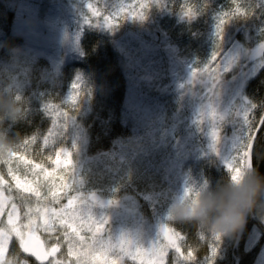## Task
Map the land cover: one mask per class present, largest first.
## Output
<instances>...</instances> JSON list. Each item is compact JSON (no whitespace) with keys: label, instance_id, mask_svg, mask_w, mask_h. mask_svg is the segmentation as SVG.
I'll use <instances>...</instances> for the list:
<instances>
[{"label":"rangeland","instance_id":"obj_1","mask_svg":"<svg viewBox=\"0 0 264 264\" xmlns=\"http://www.w3.org/2000/svg\"><path fill=\"white\" fill-rule=\"evenodd\" d=\"M185 1L139 0L145 5L142 10L132 7L134 0H17L9 7L14 14L10 31L26 43L14 57L17 66L45 60L56 76L62 66L82 59V35L91 23L99 32L107 31L125 56L124 122L129 138L111 152L73 166L72 190L84 200L94 219H107L105 237L123 235L145 248L158 239L162 224L171 227L176 219L171 209L177 202L210 189L201 170L218 163L228 173L226 162L240 150L241 143L249 144L254 102L245 87L264 70V43L251 50L243 44V40L250 42L264 32V0H243L246 6L253 4L249 8L240 4L221 19L215 13L189 9ZM218 1L207 0L204 6ZM121 9L139 14H125ZM105 17L112 22L106 24ZM203 26V33L193 34L187 41L176 39ZM201 52L205 53L202 59ZM241 60L248 68L231 75ZM51 74L47 76L51 78ZM66 127H53L51 144L61 142L60 147L71 153L76 146L81 155L82 143ZM214 129L219 137L215 145L211 137ZM7 159L0 157L6 173L4 176L0 171V176L12 183L9 165L4 163ZM142 173H147L148 185L141 192L130 180ZM17 174L22 179L25 176L22 163ZM102 177L112 191L99 187L96 178ZM28 178L32 179L30 174ZM115 181L121 185L118 190ZM92 196L96 203L89 200ZM226 237L220 234L219 243ZM260 237L253 228L243 242L246 252ZM174 256V252L169 253L170 260ZM254 264H264V243Z\"/></svg>","mask_w":264,"mask_h":264},{"label":"trees","instance_id":"obj_2","mask_svg":"<svg viewBox=\"0 0 264 264\" xmlns=\"http://www.w3.org/2000/svg\"><path fill=\"white\" fill-rule=\"evenodd\" d=\"M15 1L17 0H0V147L12 148L18 155L26 156L37 163L43 162L46 167H53L45 157L51 154L55 158L53 150L60 147L61 142L56 145L50 142L44 146L41 155L37 153L41 151L38 147L44 136L54 131L53 112L49 107L54 106L58 112L67 113L66 116L59 117L56 125L65 124L68 133L75 135L83 146L81 155L76 150L78 147L71 148L73 166H81L80 164L90 158L111 152L130 135L128 124L124 122L127 88L125 56L115 47L107 31L99 32L95 23H91L82 35V59L62 66L56 76L52 75V70L45 60L38 59L30 64L17 66L14 57L25 49L26 43L21 36L13 35L10 31L14 14L9 7ZM205 2L207 0L191 2L186 0L185 4L189 9L200 13L202 11L209 15L215 13L220 19L225 12L232 11L240 4L241 7L248 8L253 4L249 2L246 6L242 3L243 0H219L217 4L205 7ZM90 20L92 21V18ZM205 30L206 26H203L193 30L196 33H183L176 39L187 41L186 38L189 36L203 33ZM251 31V36L252 34L254 36L256 31L254 28ZM251 39L250 42L243 40L247 50L264 43V32L261 36L255 35ZM199 57L204 58L205 53H199ZM247 68L245 61L241 60L230 74L243 73ZM48 73H52L51 78L47 76ZM245 89L254 102L250 127V132L256 131L253 146L254 168L264 176V70L247 82ZM72 94L77 95L74 104L69 102ZM30 137L36 138V144L28 146L27 151L18 147L22 140ZM251 143L252 137L247 146ZM3 156L9 158L6 151ZM18 163L16 158L12 157L11 164L8 165L16 168ZM0 171L6 175L1 161ZM147 173L132 178L130 184L142 192L148 185L144 178ZM201 173L210 189L217 188L229 175L218 163H210L201 170ZM96 182L99 187L108 192L112 191L109 190L111 186L105 177L96 178ZM113 184L117 190L121 188L120 183L115 181ZM12 188L15 195L16 189L13 184ZM15 202L19 203V200ZM66 202L67 200L63 199L61 204ZM145 215L146 221L150 222L151 217L147 213ZM171 227L185 235L186 240L183 242L185 251L191 247L195 252L194 261H180L179 264H208V245L217 243L213 240L217 233L205 230L195 222L177 219L172 222ZM253 228L259 231L261 237L252 250L246 252L243 242ZM201 234L203 239L199 238ZM263 243L264 213L254 209L234 232L227 234L223 243L218 242L217 254L212 258V264H254ZM12 264H16L15 259L12 260ZM32 264L36 262L32 260Z\"/></svg>","mask_w":264,"mask_h":264},{"label":"snow or ice","instance_id":"obj_3","mask_svg":"<svg viewBox=\"0 0 264 264\" xmlns=\"http://www.w3.org/2000/svg\"><path fill=\"white\" fill-rule=\"evenodd\" d=\"M137 6L140 10L145 7L139 0H134L132 7ZM89 8L91 10V5ZM121 11L139 14L126 9ZM93 12L99 15L95 10ZM105 22L110 24L111 18L105 17ZM215 55L213 53V59ZM76 100L75 94L69 97L70 103L74 104ZM49 107L52 108L55 128L59 117L67 113L58 112L54 106ZM247 136L252 137L251 145L241 143L240 150L225 164L228 176L234 182L242 177L244 169L254 168L256 131L248 132ZM211 137L215 145L219 139L217 129L212 131ZM53 140L54 133L50 131L38 147L41 151L37 155H41L44 146ZM33 144H36V138L30 137L22 140L18 147L27 151L28 146ZM5 151L9 159L4 163L11 164L12 157L19 163L16 169L11 166L7 169L15 185V195L12 184L0 176V264H12L13 259L16 264H32V260L36 264H125L126 261H132V264H177V261L195 260L191 247L185 251V235L167 224L160 226L158 239L147 248L123 235L118 238L105 237L107 219H94L86 210L84 200L72 194L73 160L70 151L58 147L53 150L55 158L51 154L45 157L53 167L18 155L12 148L0 147V157ZM21 163L25 168L23 179L17 174ZM29 174L32 179L28 178ZM189 195V190H186L185 196ZM197 196L198 193H195L190 198L195 202ZM63 199L67 200L65 204H61ZM199 238L203 239V235ZM213 240L217 243L208 245V264H212V258L217 254L220 234H215ZM170 252L175 253L171 260Z\"/></svg>","mask_w":264,"mask_h":264},{"label":"clouds","instance_id":"obj_4","mask_svg":"<svg viewBox=\"0 0 264 264\" xmlns=\"http://www.w3.org/2000/svg\"><path fill=\"white\" fill-rule=\"evenodd\" d=\"M254 209L264 213V176L256 168L244 169L234 182L228 176L215 189L177 202L171 209L179 221L195 222L205 230L226 235L234 232Z\"/></svg>","mask_w":264,"mask_h":264},{"label":"water","instance_id":"obj_5","mask_svg":"<svg viewBox=\"0 0 264 264\" xmlns=\"http://www.w3.org/2000/svg\"><path fill=\"white\" fill-rule=\"evenodd\" d=\"M91 202H93V203H96L97 202V200H96V197L95 196H92V197H90V199H89ZM32 259V258H31Z\"/></svg>","mask_w":264,"mask_h":264}]
</instances>
